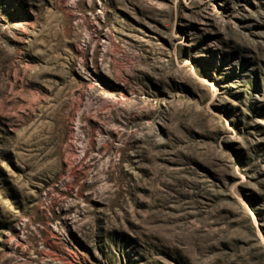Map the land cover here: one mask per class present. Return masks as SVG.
I'll return each instance as SVG.
<instances>
[{
	"label": "rangeland",
	"instance_id": "rangeland-1",
	"mask_svg": "<svg viewBox=\"0 0 264 264\" xmlns=\"http://www.w3.org/2000/svg\"><path fill=\"white\" fill-rule=\"evenodd\" d=\"M0 264H264V0H0Z\"/></svg>",
	"mask_w": 264,
	"mask_h": 264
}]
</instances>
